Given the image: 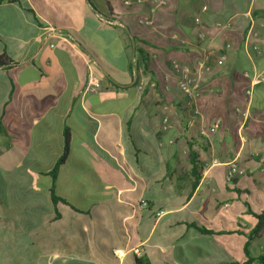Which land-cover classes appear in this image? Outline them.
Here are the masks:
<instances>
[{"label":"crops","instance_id":"crops-1","mask_svg":"<svg viewBox=\"0 0 264 264\" xmlns=\"http://www.w3.org/2000/svg\"><path fill=\"white\" fill-rule=\"evenodd\" d=\"M134 1L0 0V54L15 63L0 69V264L236 262L223 250L246 260L236 232L264 206V83L251 84L264 72V0ZM65 130L54 205L47 174ZM231 162L245 197L241 177L225 181ZM257 240L251 257L264 255Z\"/></svg>","mask_w":264,"mask_h":264},{"label":"trees","instance_id":"trees-1","mask_svg":"<svg viewBox=\"0 0 264 264\" xmlns=\"http://www.w3.org/2000/svg\"><path fill=\"white\" fill-rule=\"evenodd\" d=\"M107 8H109L108 13L105 15L106 20L108 21H112L114 20V18L112 17V11L109 7V5L107 4ZM139 53V57L141 56L140 61L145 62V53L142 50L138 51ZM144 56V57H143ZM146 63V62H145ZM142 65L145 66L144 63H142ZM12 66H15V63L10 59V57H8L6 54H0V69H8ZM1 129V126H0ZM3 132V131H1ZM68 151H69V135L67 133V130H65L64 132V145H63V153L61 155V157L56 161V163L54 164V166L52 167V169L48 172L47 176L51 179V184L52 186L50 187V199L51 202L55 205L58 201H62L63 200L59 199L58 197H56L55 193H54V189H53V185L56 181L57 178V174L59 171V168L62 164L65 163L66 158L68 156ZM196 176V175H195ZM196 181L193 183L192 188L194 189L197 186L198 183V177H195ZM235 181V179L233 180ZM146 205V204H145ZM158 212H160L159 209H157V211H155L154 215L156 216L158 214ZM254 220H255V224L254 226L250 229L249 232H245L243 231V229H241L240 231H237L236 233H238L239 235H245L246 237V242L244 245V254L246 257V260L243 262H232L231 264H264V255H258L256 257H251L249 255L248 252V247L251 244V242L259 239L261 237V235L264 233V206L262 208V210L260 211V213L258 214H252ZM196 230H198L200 233L202 234H207V235H217L219 234V232H217L216 230L207 227L206 225H204L203 223L198 224V223H194L192 225ZM132 264H152L148 258L147 255L143 254L141 256H134L132 259Z\"/></svg>","mask_w":264,"mask_h":264},{"label":"built area","instance_id":"built-area-1","mask_svg":"<svg viewBox=\"0 0 264 264\" xmlns=\"http://www.w3.org/2000/svg\"><path fill=\"white\" fill-rule=\"evenodd\" d=\"M134 3L136 5H140L143 3V0H135ZM124 4L126 6H130L131 2L125 1ZM160 4H162V3H160ZM146 24H149V23H146ZM56 32H57V30L54 27H52L50 24H48L43 29L42 33L44 35H46L47 37H50L53 34H55ZM223 57H224V55H223ZM173 69H174V72L180 78L178 85H179V88L181 89V91L188 98H195L197 96V93L194 91L196 88L195 87L193 88L191 86L187 70L181 66H174ZM257 83H264V72L258 73L255 75L254 78H252L251 84L254 85ZM242 175H243V170L235 162H231L227 166V170L225 173V181L230 184L233 182L234 179L241 177ZM133 252H134V254H138V250H136V249L133 250ZM113 255L117 260L121 261L126 256V251L125 250H114Z\"/></svg>","mask_w":264,"mask_h":264},{"label":"rangeland","instance_id":"rangeland-1","mask_svg":"<svg viewBox=\"0 0 264 264\" xmlns=\"http://www.w3.org/2000/svg\"><path fill=\"white\" fill-rule=\"evenodd\" d=\"M115 8H116V11L117 12H123L122 11V8L120 7V6H116L115 5ZM141 25H144V26H146V25H148V24H146V21L145 20H143L142 22H141ZM12 158H13V156L11 155L10 157H9V159H6V161H5V163H7V164H13L12 163ZM67 169L69 170V171H76V172H79V171H81V168L80 167H78L76 164H74V163H72V162H70V163H68V167H67ZM83 172V171H82ZM86 175V174H85ZM89 177V175H86V178H88ZM249 186H248V184H247V182H246V178L245 177H241L240 179H239V181L237 182V184H236V190H234V193L236 194V196H238L240 193L238 192V190H241L242 192H243V194H244V197L246 196V193L249 191ZM243 196V195H242ZM261 197L262 198H264V196L263 195H261ZM252 203V202H251ZM259 207H258V204L257 203H252V209L255 211V212H258V209ZM242 214H243V218H245L246 220H248V218H250V213H248L249 211H248V208L247 207H245L244 209H241V211H240ZM69 226H70V224H69ZM98 227V226H97ZM73 229H75V227H73ZM244 240V239H243ZM258 245H259V241L257 240V241H255V242H253L252 243V246H251V251L252 252H255V251H259V249H258ZM216 257L218 258V259H225V258H231V259H234V260H236V261H238V262H241L243 259H244V256H243V254H241V255H238L237 253L236 254H232V252L231 251H229V250H223V251H220L219 252V254L217 253L216 254ZM208 262H210L209 260H207ZM212 262H215V260H213ZM126 263L127 264H130V257L126 260Z\"/></svg>","mask_w":264,"mask_h":264}]
</instances>
